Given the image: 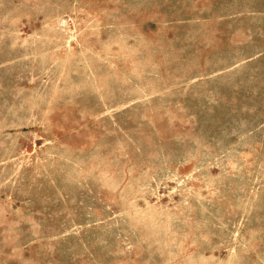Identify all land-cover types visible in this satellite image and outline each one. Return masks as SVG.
I'll return each mask as SVG.
<instances>
[{
  "label": "rangeland",
  "instance_id": "374dc122",
  "mask_svg": "<svg viewBox=\"0 0 264 264\" xmlns=\"http://www.w3.org/2000/svg\"><path fill=\"white\" fill-rule=\"evenodd\" d=\"M0 264H264V0H0Z\"/></svg>",
  "mask_w": 264,
  "mask_h": 264
}]
</instances>
